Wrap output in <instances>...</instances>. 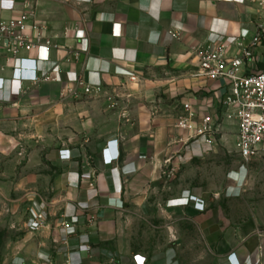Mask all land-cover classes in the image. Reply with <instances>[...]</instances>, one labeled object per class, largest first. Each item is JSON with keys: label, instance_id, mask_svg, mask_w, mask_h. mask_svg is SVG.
Returning <instances> with one entry per match:
<instances>
[{"label": "crops", "instance_id": "0c3cea01", "mask_svg": "<svg viewBox=\"0 0 264 264\" xmlns=\"http://www.w3.org/2000/svg\"><path fill=\"white\" fill-rule=\"evenodd\" d=\"M28 12L60 48L26 56L40 72L58 67L56 81L18 83L0 63V264H232V255L264 264V231L200 213L208 200L173 183L193 161L191 134L177 128L184 105L218 119L229 91L225 81L197 77L198 49L225 42L230 58L241 57L237 41L249 44L264 10L250 0H0V22ZM263 71L264 39L243 72ZM80 79L93 94L62 99ZM237 133L223 122L216 148L235 151ZM15 142L54 144L19 168ZM43 159L53 174L30 180L32 161ZM39 213L47 226L35 232ZM62 216L76 220L68 235ZM142 221L165 223L146 246Z\"/></svg>", "mask_w": 264, "mask_h": 264}, {"label": "built area", "instance_id": "2783aa9c", "mask_svg": "<svg viewBox=\"0 0 264 264\" xmlns=\"http://www.w3.org/2000/svg\"><path fill=\"white\" fill-rule=\"evenodd\" d=\"M264 10V0H250ZM174 37L176 33H171ZM264 39V18L256 26V32L249 44L242 39L237 41L241 48L242 56L230 58L229 43L207 42L198 49L197 56L199 70L197 77L211 81H225L229 84V91L223 101V111L218 119L205 117L199 119L193 112L190 104L184 105L185 115L177 123V128L190 133L185 145L186 151L191 154V159L205 157L215 151L216 138L225 121L236 123L238 133L236 136L235 151L245 162L255 160L264 161V71L256 74L245 75L243 70L247 60L254 57L255 48ZM60 46L53 37L48 36L47 28L36 21L35 12L23 13L18 18L0 22V63L1 67H11L13 82L18 83H46L56 81L51 73L58 66L51 63L46 72H40L37 59L27 56L42 51L51 52ZM27 55V56H26ZM73 57L79 54L72 53ZM28 67L29 71L24 68ZM5 89V81L0 91ZM81 94L90 96L93 89L84 80L80 79L73 84H68L61 92L62 99L79 98ZM181 160V158H180ZM177 171L169 169L167 176L175 177ZM93 218L90 222L93 223ZM76 220L68 221L62 216L61 228L68 235L74 228ZM32 231L38 232L47 226L45 213H39L30 222ZM231 263L237 264L232 258Z\"/></svg>", "mask_w": 264, "mask_h": 264}, {"label": "rangeland", "instance_id": "374dc122", "mask_svg": "<svg viewBox=\"0 0 264 264\" xmlns=\"http://www.w3.org/2000/svg\"><path fill=\"white\" fill-rule=\"evenodd\" d=\"M53 144V142H30L27 145L15 142L13 150L19 157L18 167L29 163V155L33 151L45 146V152L48 153ZM36 163L32 161L30 180L38 177V173L42 171L49 175L53 174L54 169L46 159H43V164ZM21 173L11 176L17 180ZM182 181L185 182V190L203 195L208 200V207H198L200 213L209 211L222 214L225 219L223 225L237 227L248 225L264 231V161L255 160L247 163L232 148L219 145L211 154L194 159L182 167L173 183L181 185ZM184 228L192 229L189 226ZM141 229L148 232L140 239L142 245L146 246L159 238L150 234V230H165V223L142 221ZM2 231L4 229L0 227V235Z\"/></svg>", "mask_w": 264, "mask_h": 264}]
</instances>
